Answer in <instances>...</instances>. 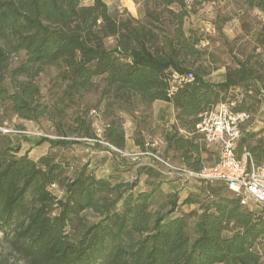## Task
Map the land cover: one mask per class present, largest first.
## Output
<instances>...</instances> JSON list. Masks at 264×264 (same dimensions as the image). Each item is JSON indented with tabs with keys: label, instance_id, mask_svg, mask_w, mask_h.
<instances>
[{
	"label": "trees",
	"instance_id": "16d2710c",
	"mask_svg": "<svg viewBox=\"0 0 264 264\" xmlns=\"http://www.w3.org/2000/svg\"><path fill=\"white\" fill-rule=\"evenodd\" d=\"M84 1L0 0V114L55 121L59 137L49 140L52 147L103 140L124 151L126 131L117 109L133 115L138 104L151 108L168 102L176 124L165 136L162 157L195 173L215 165L219 156L206 147L197 125L220 103L235 113H250L247 96L260 92L259 84L264 90L257 60H239L224 82L211 83L203 66L191 64L201 52L200 39L184 29L189 0H136L144 5L143 20L115 18L105 0ZM244 1L264 11V0ZM109 39L113 46L107 45ZM19 55L23 59L14 67L12 59ZM52 66L60 68L62 96L50 104L36 79ZM99 85L107 121L101 137L90 118L97 107H87L73 125L65 120L67 110L80 106ZM241 88L246 92L238 107L225 102ZM254 137L242 136L238 154L248 144L255 163L264 164V141L251 146ZM136 145L146 151L141 140ZM19 152L0 148V264L6 260L4 243L24 264H264V248H259L264 210L247 208L237 196L192 194L180 203L178 194H168L156 207L163 174L154 159L130 182L120 174L100 178L88 167L72 175V165L56 154L35 161ZM143 175L150 191L137 190ZM195 205L200 213L182 211ZM87 212L99 221L86 223Z\"/></svg>",
	"mask_w": 264,
	"mask_h": 264
},
{
	"label": "rangeland",
	"instance_id": "374dc122",
	"mask_svg": "<svg viewBox=\"0 0 264 264\" xmlns=\"http://www.w3.org/2000/svg\"><path fill=\"white\" fill-rule=\"evenodd\" d=\"M111 14L117 19L135 18L143 20L145 18V9L143 3L136 0H105ZM89 4V0L84 1ZM191 4V13L185 21V32L187 36L192 35L200 39L198 48L201 55L194 58L196 66H203L210 75L206 77L207 81L217 84L226 80L228 68H236L238 61H245L247 57H253L258 63L254 65L264 74V48L260 47V40L264 38V11L258 8L249 7L244 0H189ZM114 40H107L108 46L114 45ZM1 46V43H0ZM23 59V55L12 59V65L17 67ZM60 68L56 66L46 67L44 72L36 79L40 88L41 96L44 102H58L62 96V91L58 83ZM177 86V83L175 84ZM103 85L87 94L81 105L67 110L66 123L73 125L74 119L81 116L87 107H97L96 112H91L90 118L93 123V129L102 136L103 124L107 122L103 117L104 100L101 96ZM260 92H253L251 97L247 96L246 107L251 115V120L244 126L242 131L247 134H255V137L249 141L251 146L258 141H264V90L259 84ZM246 90L237 89L227 94L225 102H234L232 106L238 107L243 100ZM233 99V100H231ZM103 102V103H102ZM160 104V103H159ZM152 105L147 108L141 104L136 105L134 114L128 113L123 109H117V113L122 116L126 130V136L132 141L141 140L145 144L146 150L152 152V149L158 151L162 156L166 148L165 132L171 126L173 111L165 104ZM222 104V103H220ZM5 122L0 137V148L3 146L19 148V156L27 153L29 157L38 161L41 157L48 154H56L59 161L70 163L72 165L71 174L76 175L82 168L88 167L100 178H108L112 174H120L122 178H131L135 173L133 168L135 164L145 165L153 164V158L141 148L139 150L125 149L123 152L113 151L107 146L100 144L102 148H96L94 142L84 139H76L72 145H61L52 147L49 140H57L59 129L55 121L47 118L39 122L28 121L18 118L14 115L4 117L0 114V123ZM73 137L69 138L72 140ZM148 145L150 147H148ZM217 156L219 151L215 147H209ZM250 151L248 144L243 151ZM153 153V152H152ZM180 165V164H176ZM165 184L164 192H178L182 199L189 195L197 194L201 198H212L220 194L235 196L221 182H205L196 178H186L185 176L175 174L171 177L163 176ZM140 187H143L141 184ZM139 189V188H138ZM53 191L58 196H62L57 188ZM163 199L157 197L155 206L161 207ZM257 212L263 211V207L257 204H250L247 207ZM166 211V210H165ZM164 211V212H165ZM182 211L186 213L198 212L199 207L184 206ZM85 222L94 224L99 221L97 215L87 212ZM4 234L0 230V241ZM2 242H0L1 246ZM6 260L4 264H24L21 257L11 253L4 243ZM259 248H264V237L260 242Z\"/></svg>",
	"mask_w": 264,
	"mask_h": 264
},
{
	"label": "built area",
	"instance_id": "2783aa9c",
	"mask_svg": "<svg viewBox=\"0 0 264 264\" xmlns=\"http://www.w3.org/2000/svg\"><path fill=\"white\" fill-rule=\"evenodd\" d=\"M183 81L182 79L179 83ZM250 120V113L245 111L235 113L226 104H220L212 111L201 115V120L197 125L198 133L203 136V141L207 146L218 149L219 160L215 165L200 173L192 172L183 165H176L170 159L149 152V150H146L145 154L157 161L159 164L157 169L163 176L171 177L179 174L205 182H221L239 197L246 207L254 203L262 206L264 210V164H256L249 151L238 154L243 134L250 131H242V126ZM90 142L100 143L110 150L123 152L103 140H90ZM164 144L166 145V142Z\"/></svg>",
	"mask_w": 264,
	"mask_h": 264
},
{
	"label": "crops",
	"instance_id": "0c3cea01",
	"mask_svg": "<svg viewBox=\"0 0 264 264\" xmlns=\"http://www.w3.org/2000/svg\"><path fill=\"white\" fill-rule=\"evenodd\" d=\"M160 103V104H159ZM161 105L162 106V104H165V105H167L168 107H170L171 108V110L173 111V118H172V120H171V126L166 130V132H165V135L164 136H166V134L168 133V132H170L171 130H172V127L176 124V112H175V109H174V106L171 104V103H168V102H160V101H158V102H155L153 105L154 106H156V105ZM126 131V130H125ZM183 132V131H182ZM100 136V135H99ZM101 137V136H100ZM96 146H94V147H96V148H102V146L101 145H99V144H95ZM134 149L135 148V150H139L140 149V147L139 146H137L136 145V141H132L131 143L129 142V140H128V138H127V136H126V147H125V149ZM103 149V148H102ZM170 155V158L173 156L172 154H169ZM176 164L178 163V164H180V162H175ZM136 166L133 168V170H135V173L133 174V176L131 177V178H127V179H125L126 181H130V182H133V181H135L138 177H139V170H140V168L141 167H143V166H147V165H153L152 163L151 164H145V165H137V164H135ZM146 182H147V176L146 175H143V176H141L140 177V183H139V186H138V188H137V190L139 191V190H141V191H150L151 190V187L150 186H148L147 184H146ZM160 182H161V185H160V189H159V192H158V197H159V195H160V197H161V195H168V194H178V196H179V198H180V203H182L186 198H188L189 196H187L186 198H184V199H182L181 198V196H180V193H178V192H164L163 191V185L165 184V181L163 180V177H161L160 178ZM141 184H143V187H140L141 186ZM184 207V206H183Z\"/></svg>",
	"mask_w": 264,
	"mask_h": 264
}]
</instances>
